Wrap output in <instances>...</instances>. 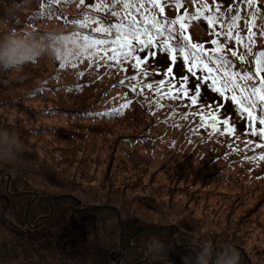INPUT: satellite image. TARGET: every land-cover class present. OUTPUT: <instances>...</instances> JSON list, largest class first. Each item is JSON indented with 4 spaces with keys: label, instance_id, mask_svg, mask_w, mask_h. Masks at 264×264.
<instances>
[{
    "label": "rangeland",
    "instance_id": "rangeland-1",
    "mask_svg": "<svg viewBox=\"0 0 264 264\" xmlns=\"http://www.w3.org/2000/svg\"><path fill=\"white\" fill-rule=\"evenodd\" d=\"M242 1L246 2H233L234 8L244 11L240 23L255 28L248 51L238 45L244 64L249 55L264 51V0H255L252 6ZM227 2L182 0L179 9L194 18L192 42L205 47L215 36L218 26L206 25V17L217 9L212 6L225 3L221 9L231 3ZM66 3L31 0L26 10L8 20V25L13 29L29 27L34 34L57 31L76 38V33H64L72 30L64 24L67 16L62 10ZM205 3L208 9L197 15V8ZM84 7L80 4L72 13H80ZM5 15L0 9V17ZM88 16L108 25L101 17L92 13ZM92 23L97 24L95 20ZM215 40L221 45L218 50L238 43L234 36L218 35ZM217 47L214 44L213 48ZM41 59L45 63L43 71L29 63L15 76L0 72V126L16 129L25 145L16 161L0 164V180L4 179L0 196L5 195L8 175L12 193H29L11 199L8 205L3 202L10 210H0V264H111L105 246L117 249L120 231L116 212L111 209L79 215L85 221L87 246L92 244L85 260L79 254L68 256L70 250H63L60 243L44 245L40 233L29 231L24 208L33 197H37V206L31 209L32 223L31 216L46 215V196L64 194L77 197L82 207L114 206L131 223L173 225L180 243L208 237L218 248L231 244L241 253L242 261L264 264V160L258 153L262 148H255L264 143L252 139L250 144L234 147L212 127L192 129L184 118H178L180 109L174 106L180 100L167 99L173 110L169 105L157 108L136 91L133 95L127 90L138 78L118 83L127 71H112L106 83L96 87L89 77H74L71 87H65L69 92L63 94L64 86L48 83L53 70L51 58ZM84 61L89 63L88 59ZM125 104L127 107H122ZM236 117L232 122H238ZM248 156L256 159H245ZM56 203L66 208L56 219L64 223L62 217L70 215L75 202L64 196ZM176 231L170 228L142 235L145 243L155 235L169 248L166 260L149 256V264H168L173 254L181 260L187 249L173 247L171 235ZM103 253L106 256L101 259ZM131 263L126 260L123 264Z\"/></svg>",
    "mask_w": 264,
    "mask_h": 264
},
{
    "label": "trees",
    "instance_id": "trees-1",
    "mask_svg": "<svg viewBox=\"0 0 264 264\" xmlns=\"http://www.w3.org/2000/svg\"><path fill=\"white\" fill-rule=\"evenodd\" d=\"M38 2H41L43 0H37ZM67 3L66 5L63 7L64 10H62V13L65 14V16H67V20L64 21V24L68 27L67 29H72L71 31H66L64 33H76V34H81L79 36L75 37H70V38H74L78 43L83 45V49L81 51V54L79 55H67L65 58H60L59 56H55V57H50L52 60V65H53V70H52V77L51 79H49L48 83H52V84H59L61 86V90H63V94H67L69 92V90L65 87H71L70 83L72 82V78L80 76L82 78L85 77H89L91 79V83L94 87L98 86L99 83H106V79H108L111 75H113L112 71L114 73H126L127 71V75L126 76H131V75H135L138 71L144 70V71H148L150 73L149 76L147 77H138V81L136 83L137 86V90L136 93L141 96L143 98L144 101H146L147 103H149L148 101L150 99L153 98L154 93L151 92L149 89L145 88L143 89V92H141L140 90V86L146 82H152V80L154 78H160L162 77L164 74H166L168 72V69L171 66V58L169 56L168 53L162 51V50H156L153 51V48L150 50H145V51H138L137 53H135V55H139L141 57V67L140 69H136L132 67V63L133 61H127L125 63V65L121 66L122 68L126 69V71H118L114 68H110L107 65L112 63V62H105V61H100V66L97 67L96 66V60H100L99 57H97L93 62H89L88 60V64L85 63V59L87 58V54L88 52L94 51V49L91 47V43L90 41L88 42V47H87V51H85V41L83 40V36L82 33H85L89 36H95L97 38H103L104 34L103 33H99L100 35H97L96 32H93L92 29L94 27L99 26L98 24H94V23H90L84 27H81L79 24L74 23V21L76 20H83L85 18V14H94L97 17H101L103 19H105V21L107 22L108 25H114L118 22L121 21L122 15H123V10H122V5L120 7H117L116 4L114 3V0H91V3H89V0H85V3L83 4L85 7L83 8V10L79 13V12H75L72 13V11L76 10L77 7L80 5V0H66ZM215 4L217 3V0H212ZM231 3H229L228 5H226L224 8L219 9L220 10V15L222 17H224L225 19H227L228 17H230L233 14V9L239 13H241V18H244V11L241 8H234L233 6V2H235L234 4H236L237 2H240L241 0H227ZM243 3H246L245 1H242ZM95 4H105V5H109V9L105 10L104 8H100L97 9L95 7H93L92 5ZM162 4L165 8L164 13L160 14L157 16L158 19L161 18V16L167 17L168 19H175L176 16H181V17H188V13L183 9H179L182 6V0H181V6L179 8L176 7V3L175 0H162ZM225 3L222 4H217L212 6L213 8H220L221 6H223ZM81 5V6H83ZM231 11V14H229L227 11ZM115 11L117 13H119V15H117L115 18L112 16V12ZM132 12L133 15H135L137 17L138 20H140V24L142 27L147 26L149 27L150 30L152 29V26L149 25H145L144 21H143V17L140 16L138 13H136L134 10H129ZM158 11V10H157ZM182 11V12H181ZM155 14V13H153ZM214 14V13H212ZM63 16V17H65ZM62 17V18H63ZM186 20L189 19H185L184 22ZM241 20V19H240ZM238 25L240 26V32L243 36V40L240 42L242 45V48L244 47V52L248 51L249 46V40L247 39L248 36V27L249 26H243L240 21L237 22ZM186 24V23H185ZM108 25H104V26H108ZM178 26V25H177ZM220 26V25H219ZM252 28V31H254V27L250 26ZM218 30V29H217ZM220 30V27H219ZM225 31H227V28L225 26ZM234 33V39H235V33H236V29L232 30ZM186 35V34H185ZM216 38V37H215ZM236 40V39H235ZM239 43H237L236 45H234V47H226V48H221L220 50H218L216 53H211V56H216V55H227L229 59L232 60V68L234 71L239 72L241 75H243L244 69L245 68H249V69H253L255 68V57L256 54L254 55H249V58L246 59L245 63L242 64V62H240L239 56L242 55L241 54V50L242 48L238 46ZM231 49L237 52V56L236 57H231V53L229 51H227V49ZM221 52H223L224 54H222ZM42 58V57H41ZM209 62H211V60H209ZM64 64V67H61V64ZM30 64H36V66H38V68L43 71L44 69V61L43 59L41 60H37L34 61ZM75 65V67L73 68L72 65ZM130 72H129V70ZM134 69V70H133ZM186 67L185 64L183 63L181 58H177L176 60V65L173 66V69H171V73L168 74L167 76H169V78L176 83L177 82V86H179V78L182 76H187L189 77L188 83H187V88L189 90L190 95L194 94V88H198L200 90V94L197 97V103L195 105H193L191 103V100L188 97H184V99L180 100V102L176 103L174 107H178L180 109V111L178 110V118H184L185 121L188 123V125L190 127H192V129H205V128H209L211 127V124L215 123L216 128L218 129V131L223 133V136L226 140V142H228L230 145L234 146V147H238V146H242L244 145L246 142L251 141L252 139L254 140H258L261 142V140L258 138L257 136H253L251 134V131L249 129L248 126V121L246 119V114L244 116H241L239 111H238V106L231 102V99L228 95V99L225 100L224 102L221 101L220 97L218 96L217 92H215L213 90V88L210 86L211 85V81H205L203 80L201 77L203 75H205V73H201L200 69H197V76L196 77H192L191 73L186 72ZM102 72V73H101ZM79 73H83V75H79ZM159 73V75L157 74ZM220 74H223V72L219 71ZM130 74V75H129ZM65 76H67L69 79H65ZM261 76H264V72L261 73ZM61 78V79H60ZM176 81V82H175ZM197 81H199V83H197ZM56 86H52L51 88H56ZM44 86L41 87V89H43ZM128 91H131V94L135 95V92H133L131 90L130 87H127ZM56 91V90H54ZM167 97L161 101L162 104H164V107H168V105L170 106V109H174V107H172V104L170 102H167ZM153 104H155L153 102ZM259 108L257 109V115H259ZM185 113H188L189 115L187 117H185ZM199 113H203L206 119V125L204 127H201V121H200V116L198 115ZM238 120L237 123L232 122V119L235 117ZM213 117H215V119H213ZM224 119H228L229 123L228 125H224L222 123V121ZM230 128V129H234V131H225V128ZM264 152V148L260 149L258 151V153H262ZM53 196V195H52ZM52 196H46L45 197V205L43 206V208H45L46 210V215L49 214L50 209L47 205V201L50 197ZM11 199H20L18 197H12L8 194L5 193V195L0 196V210L1 212L5 210H10V208L8 206H4L3 202H5L7 205L10 202ZM37 206V204H34L33 206H31L32 208H35ZM91 205H89L88 207H90ZM26 208V206H25ZM24 208V211H25ZM54 214L44 220L41 221V224L39 226V228L34 231L31 230L26 224L27 228L29 229L30 232L32 233H40V235H42V239L44 241V245L48 244H52V243H60V245L62 246L63 250H70L71 254L68 255L70 257H77L79 254V257L81 260H83L84 258H88V256L86 257V252L92 250L91 247V243L90 246H87V241L85 239V234L84 233V227H85V221L81 220L80 218L77 219L78 221V226L73 230L71 227H74L73 224L69 223V216L68 217H62V219L64 220V227H63V231L62 233H59L58 230L62 229L60 227H54V224H60L61 222H56V219L58 218V216L64 211H66V208H59L58 204L54 205ZM31 209H30V213H31ZM44 215V214H43ZM63 215V214H62ZM41 214L38 216L40 217ZM34 218V216H31V220H34V222L36 221V219L38 218ZM6 219V218H5ZM29 219H30V215H29ZM66 220V221H65ZM126 221L127 219L122 220L124 226L126 228L130 229L128 231V235L132 234L134 232V230H138L142 227H144L142 222H133L131 223L130 221H128V225L126 226ZM32 222V221H31ZM53 223L52 226H48L51 225ZM136 226V227H134ZM69 228V229H68ZM64 234V235H63ZM144 234V233H143ZM141 235H138L134 238L133 243L135 244H139L142 247L145 248V239L144 237ZM120 238H121V231H119V235H118V239H117V249H112V245L107 244L105 246L106 250H109L108 252V259L111 262V264H115V260L118 259L121 255H122V251H121V245H120ZM169 238V237H168ZM68 239H69V243H68ZM76 241V243L74 244V242ZM116 242V241H115ZM126 242V241H125ZM173 244V243H172ZM80 245V247H79ZM124 246L126 248L127 251V257L125 259L126 260H131L132 263H135L137 261H139L142 256L140 254V251L135 248V247H130L129 245H127L126 243H124ZM174 247V244H173ZM106 256V253H103L101 259H104ZM111 256L114 259H111ZM84 259V260H85ZM136 259V260H135ZM150 262V258L149 261ZM131 263V264H132ZM152 263V262H151ZM155 264H160V262H155ZM168 264H171V262H166ZM174 264H179L177 261Z\"/></svg>",
    "mask_w": 264,
    "mask_h": 264
},
{
    "label": "snow or ice",
    "instance_id": "snow-or-ice-1",
    "mask_svg": "<svg viewBox=\"0 0 264 264\" xmlns=\"http://www.w3.org/2000/svg\"><path fill=\"white\" fill-rule=\"evenodd\" d=\"M85 0H80V4L83 5ZM91 3V0H89ZM117 7L122 5L123 15L121 21L114 24L104 26L98 18L89 17L85 14L83 20H76L74 23L84 27L96 21L99 25L92 29L93 32L103 33V38H97L95 36H89L82 34L85 41V51H87L88 42L90 41L91 47L94 51L88 52L87 58L91 64L97 57L100 60H96V66H100V61L112 62L107 66L114 68L118 71H126L121 66L125 65L127 61H133L132 67L140 69L141 57L135 55L138 51L150 50L153 47L159 46V49L170 54L171 60L175 61L177 58H181L183 63L187 66V70L191 73L192 77L197 76L196 69L199 68L201 73H206L201 78L205 81H211V87L221 96L225 93H231V102L238 106V111L241 116L246 114V119L249 122V128L253 136H257L259 139L264 140V76L261 73L264 72V51L258 52L255 57V68H245L243 75L234 71L232 68V60L227 55L209 56L208 59L216 65V67H210L209 63L204 59V49L198 44L193 43L189 36L185 35L184 29L186 24L182 21L185 19H194L193 17H181L176 16L175 19H168L167 17L158 15L164 13L165 8L162 4V0H114ZM176 7L181 6V0H175ZM249 6L255 3V0H246ZM93 7L105 10L109 9V5L95 4ZM134 10L140 16L143 17L145 25H151L153 30L149 27H142L140 20L129 10ZM208 9V5L202 4L197 8V15H202L204 10ZM158 10V11H157ZM233 14L225 19L220 15V10L217 8L214 14L206 17L207 23L210 27L219 24L220 32L214 33L216 35H223L225 38L233 37V29H236L235 39L238 43L243 40V36L240 32V26L238 21L241 19V13L232 10ZM155 13V14H153ZM112 16L115 18L119 13L113 11ZM252 19L255 20V13H253ZM178 25V26H177ZM225 26L227 31H225ZM247 39L252 40L254 35L252 28L249 26ZM81 35V34H77ZM264 36V31L261 32ZM160 37L161 39H157ZM213 44H217V48H212V52L216 53L221 45L218 41L213 40ZM231 53V57H236L237 52L227 49ZM239 59L243 61L244 55H240ZM64 67V64H61ZM74 68L75 65L73 64ZM171 68L168 69L166 76L171 73ZM218 71L223 72V76L217 75ZM158 74V73H157ZM83 75V73H79ZM150 73L148 71H138L135 75L125 76L118 83L124 84L125 81H136L138 77H147ZM189 77L182 76L179 78V86L172 80L160 79L152 82H146L140 86L141 92L147 88L154 93L149 104L155 103L157 108H163L165 105L161 103L166 97L169 100L177 101L182 100L184 97H188L191 103L195 105L197 103V97L200 94L198 88H194V94L190 95L187 88ZM199 83V81H197ZM133 92L137 90L135 83H129L128 85ZM130 103V102H129ZM122 107H127V104ZM259 108V115H257V109ZM185 117L189 114L185 113ZM200 116L201 127L206 125V119L203 113L198 114ZM215 119V117H213ZM258 120V125H257ZM224 125H228V119L222 121ZM212 131L216 132L215 123L211 124ZM225 131H234V129L225 128ZM223 134V133H221ZM251 142L249 141V144ZM255 148H264V144H256ZM260 159L264 160V152L261 153ZM245 159H256L255 156H248Z\"/></svg>",
    "mask_w": 264,
    "mask_h": 264
},
{
    "label": "clouds",
    "instance_id": "clouds-1",
    "mask_svg": "<svg viewBox=\"0 0 264 264\" xmlns=\"http://www.w3.org/2000/svg\"><path fill=\"white\" fill-rule=\"evenodd\" d=\"M31 0H0V9L6 13L0 17V72L18 75L24 65L37 61L42 56L65 58L79 55L83 45L57 31L34 34L29 27L13 29L9 19L26 10ZM22 78V77H20ZM25 150L19 132L11 127L0 126V164H11ZM181 255V264H241L239 250L225 244L216 247L208 237L189 241ZM146 253L153 260H166L169 248L157 236H151L145 245Z\"/></svg>",
    "mask_w": 264,
    "mask_h": 264
},
{
    "label": "flooded vegetation",
    "instance_id": "flooded-vegetation-1",
    "mask_svg": "<svg viewBox=\"0 0 264 264\" xmlns=\"http://www.w3.org/2000/svg\"><path fill=\"white\" fill-rule=\"evenodd\" d=\"M52 199V197H50L49 199H48V203H47V205H48V207H49V209H51V204H50V200ZM56 202H58V200H52V208H53V214H54V210H55V208H54V205L55 204H57ZM76 222H77V220H75V218H74V215H70L69 216V223H71V224H76ZM53 225V223L51 224V225H48V226H52ZM126 226H129L128 225V221H126ZM54 227H60V228H62V229H59L58 230V232L59 233H62V231H63V227H64V225H63V222L62 223H60V224H54ZM39 228V227H38ZM38 228H36L34 231H36ZM72 228V227H71ZM124 228H125V235H124V238H123V244L124 243H126L127 245H129V242H128V238H129V236L131 235H128L127 233H128V231H129V229L128 228H126L125 226H124ZM69 229V228H68ZM73 230H74V228H72ZM64 235V234H63ZM135 238V237H134ZM134 238L131 240V242L133 243V240H134ZM126 241V242H125ZM189 241H191V240H189V239H187V243L185 244V245H188L189 246ZM68 243H69V239H68ZM76 243V241L74 242V244ZM134 245H139V244H135V243H133ZM141 246V245H140ZM188 248V247H187ZM186 248V249H187ZM123 255V254H122ZM122 255L119 257V258H121L122 257ZM126 257H127V251H125V254H124V256H123V260L124 259H126ZM240 257H241V264H251L250 262L249 263H247L246 261H242V255H241V253H240ZM172 258L173 259H171L170 260V262L172 263V264H174L176 261L179 263V264H181V260H179L177 257H174V254L172 255ZM245 258V257H244ZM111 259H114L112 256H111ZM145 264H148V262H146Z\"/></svg>",
    "mask_w": 264,
    "mask_h": 264
},
{
    "label": "water",
    "instance_id": "water-1",
    "mask_svg": "<svg viewBox=\"0 0 264 264\" xmlns=\"http://www.w3.org/2000/svg\"><path fill=\"white\" fill-rule=\"evenodd\" d=\"M9 178H10V175H9ZM2 181V180H1ZM23 195H25V193H20V194H14V196H23ZM78 205H80L81 203L80 202H78L77 203ZM30 205H31V203L27 206V208H26V211H25V220L27 221V218H28V212H29V207H30ZM109 206H95V207H93L92 209L93 210H99V209H104V208H108ZM88 210H90L89 208H84L82 211H88ZM147 229H151V228H146L145 230H147ZM144 254V257H145V260L147 259L146 258V255H145V253H143Z\"/></svg>",
    "mask_w": 264,
    "mask_h": 264
}]
</instances>
